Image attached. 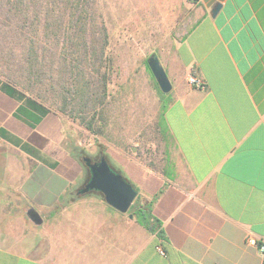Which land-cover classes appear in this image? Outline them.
<instances>
[{"label": "crops", "instance_id": "crops-1", "mask_svg": "<svg viewBox=\"0 0 264 264\" xmlns=\"http://www.w3.org/2000/svg\"><path fill=\"white\" fill-rule=\"evenodd\" d=\"M182 6L180 39L164 60L160 152L104 156L163 238L100 192L81 193L90 170L70 120L18 88L8 93L0 76V264H264V0ZM190 74L204 88L190 87Z\"/></svg>", "mask_w": 264, "mask_h": 264}, {"label": "trees", "instance_id": "trees-1", "mask_svg": "<svg viewBox=\"0 0 264 264\" xmlns=\"http://www.w3.org/2000/svg\"><path fill=\"white\" fill-rule=\"evenodd\" d=\"M107 47L97 0H0V76L11 86L7 92L18 88L53 109L47 92L54 87L46 81H78L71 99L54 110L92 134L107 104ZM165 106L162 102L160 119ZM128 213L163 238L149 205L136 198Z\"/></svg>", "mask_w": 264, "mask_h": 264}, {"label": "rangeland", "instance_id": "rangeland-1", "mask_svg": "<svg viewBox=\"0 0 264 264\" xmlns=\"http://www.w3.org/2000/svg\"><path fill=\"white\" fill-rule=\"evenodd\" d=\"M97 6L108 35L107 104L103 122L95 125L97 134L64 116L70 120L71 144L81 149V157L90 160L109 158L110 149L129 146L139 148L146 158L154 157L161 149L157 125L162 97L145 60L155 53L167 75L164 60L173 56L180 39L182 0H97ZM77 82L46 81L54 87L47 92L53 109L71 99ZM110 169L121 175L115 167L110 165Z\"/></svg>", "mask_w": 264, "mask_h": 264}, {"label": "water", "instance_id": "water-1", "mask_svg": "<svg viewBox=\"0 0 264 264\" xmlns=\"http://www.w3.org/2000/svg\"><path fill=\"white\" fill-rule=\"evenodd\" d=\"M219 5L213 11L217 12ZM146 63L161 93L167 94L171 85L155 53L148 56ZM84 162L90 170V179L82 189L81 193L98 191L102 194L107 205L120 213H127L137 196V191L119 174L110 169L104 156L98 162H91L90 158H84ZM27 217L35 224H40L39 215L29 210ZM131 218L132 216L129 215Z\"/></svg>", "mask_w": 264, "mask_h": 264}, {"label": "built area", "instance_id": "built-area-1", "mask_svg": "<svg viewBox=\"0 0 264 264\" xmlns=\"http://www.w3.org/2000/svg\"><path fill=\"white\" fill-rule=\"evenodd\" d=\"M186 81H187V84H188L190 87H192V88H195V89H202V88H204V82H203L200 78H198V77H196V76H194V75H192V74H190V75L187 76ZM156 250H157V252H158L160 255L164 256L165 252H164V249L162 248L161 245H158V246L156 247ZM258 251H259V253H260L261 255L264 256V239L261 240V241L258 243Z\"/></svg>", "mask_w": 264, "mask_h": 264}, {"label": "flooded vegetation", "instance_id": "flooded-vegetation-1", "mask_svg": "<svg viewBox=\"0 0 264 264\" xmlns=\"http://www.w3.org/2000/svg\"><path fill=\"white\" fill-rule=\"evenodd\" d=\"M99 159H100V158H99ZM99 159H98V160H91V162H92V163H93V162H98ZM83 160H84V158H83Z\"/></svg>", "mask_w": 264, "mask_h": 264}]
</instances>
